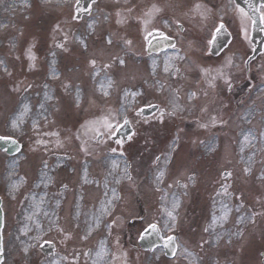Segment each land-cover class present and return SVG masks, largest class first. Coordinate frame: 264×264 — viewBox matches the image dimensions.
<instances>
[{
	"label": "rangeland",
	"instance_id": "obj_1",
	"mask_svg": "<svg viewBox=\"0 0 264 264\" xmlns=\"http://www.w3.org/2000/svg\"><path fill=\"white\" fill-rule=\"evenodd\" d=\"M16 1L17 7L12 8L11 5ZM23 7V0H5L4 4L0 5V62H2L0 63V133L22 137L27 147L23 156L31 154L32 147H49L48 151L61 152L76 150L73 148L76 146L78 149L82 144L73 138L75 126L85 122L94 113L101 115L108 112L110 108H125L122 107L123 98L121 94H118L121 90L116 89H119L126 81L124 77L133 76L138 80L142 76V71L132 69L130 65L120 69L119 65L114 70L116 64L111 63V67L105 69V72L88 66L90 57H94L98 51L107 48L104 40L99 39L98 36H92L88 31L84 34L82 42L79 41L80 44L73 46V52L61 62V54L54 47V42L49 43L47 47L48 26L40 23V17H28L30 13L28 9L35 12L40 9L39 5L35 4L32 8ZM116 11L117 8H114L113 12ZM222 15L223 10L220 8V19H223ZM230 25L231 29L237 32V26L232 23ZM29 47L32 52L38 53L35 67L32 69L29 68L31 62L25 54ZM46 49L51 51L44 55L45 52H49ZM15 53L19 55V60H16ZM72 59L75 60L71 62ZM68 60L70 61L66 64ZM99 60L104 66L105 62L112 59L110 56H105L96 61ZM158 60L161 76L164 73L162 60H165V57ZM260 61L264 67V57ZM75 64L78 67H74ZM10 67L13 71L6 76ZM55 67L62 69L64 75L56 73ZM257 67L258 63H256ZM71 72H73L72 75H70ZM95 72H99V75L95 76ZM258 75L259 82L264 81L261 77L264 75V69ZM60 77L61 82L56 84ZM109 77L114 80L115 88H107L109 94L105 96L100 85L102 83L106 85ZM62 78H68L71 82L67 83L66 80L63 82ZM54 81L55 85H53ZM17 87L19 91L14 90ZM115 90L118 93L111 96L110 92ZM59 92L64 95L70 94L71 97L63 99L64 109L61 108L58 114L53 115L52 109L55 106L52 100ZM111 97L116 100V103L112 102L110 105ZM259 97L263 99L259 101L255 98L246 103L247 107L260 103L261 105L259 104L256 109L248 110L241 107L240 113L235 117L234 129L238 127L236 131L233 129L231 134H201L193 128L189 129L191 133L187 129H180L178 134L181 132L186 134H179L175 151H171L170 145L173 144L177 133L162 134L158 146L154 149L149 144L150 141L147 138L149 134H141V131L140 134H135V142L129 146L128 152L135 161L140 156L145 163V166H140L137 161H133L134 169L137 170L135 177L143 178V182L140 181L142 186L136 187L138 194L140 190V195L136 193V190L134 192L133 183L123 182L125 180L123 161L111 160L112 157L105 153L93 157L96 159L93 162L97 165V173H104L101 176L98 174L94 176H99L102 182L94 180V184L98 187H93L97 192L91 200L92 206H82L85 204L83 201L88 202L90 197L82 199L80 195L74 194L70 198L73 210L78 215L72 222L80 220L79 224H85L87 220V224L89 222L92 224L91 229L97 225L105 229L107 221L102 217L104 214L102 207L106 204L105 207L109 209L110 205L116 202V199L112 201V197H114V189L118 187L122 192V202L119 203L112 220H116L117 215L122 218L118 219L113 227L114 239L123 238L122 236L129 233L131 241L136 242L149 224L162 223L164 226L166 221L171 223L164 209L172 210L173 202L178 199L180 206L174 213L177 216L175 231L180 236L181 242L187 246L188 243L192 245L202 239L204 247L200 248L198 244L189 247L197 256L207 257L204 261L198 257L199 264H210L211 260H213L211 264H216V259L220 264H261L259 251L264 249V138L260 134L264 132V90ZM124 99L126 103H132L131 99ZM95 103L97 105L92 109L95 112L90 113L89 108ZM25 105L28 106L29 111L21 115ZM51 118H54V122H51ZM45 120L49 121H47L48 124L44 123ZM13 121L17 122L16 128L12 126ZM34 124L40 125L41 129L35 131ZM151 129H148V132ZM248 132H251L255 138L250 137V143L245 144L243 136ZM53 133H58V136ZM38 140L44 143L38 144ZM200 141H205V144H201ZM242 146L243 151H241ZM41 150L44 151V149ZM38 152L41 153L39 150ZM168 155L171 156L170 161L167 160ZM43 156L46 158L47 154ZM157 156L161 157L160 161L151 166ZM0 162V183L11 184L10 187L15 183L19 187L21 180L17 170L14 169V166L18 167L15 165L16 159L3 161L0 158ZM88 166V159L81 160L77 170L78 181L82 179L79 178L81 171L83 177ZM246 167L251 168L250 173H245ZM18 169L22 174L25 173V166L20 165ZM49 169L52 171V168ZM159 172H163L164 176L163 180L158 182L156 176ZM225 172H231L232 181L226 179ZM105 174L108 176L103 177ZM46 178L45 174L43 180L45 181ZM226 180L230 185L224 186ZM178 181H184L187 187L178 186ZM120 182L125 185L120 187ZM219 186L222 189L220 191ZM224 188H227L228 194H225ZM3 190L1 193L9 196V192L6 193ZM24 193L26 194L25 190L20 193L21 197L14 203L17 208L19 206V217L11 226L13 230L7 232V240L9 239L11 244L7 250L9 257L13 252H18L16 246L11 249L13 243H19L18 234L13 235L14 230L18 231V227H25L26 230L29 228L37 233L44 230L42 221L39 225L37 196L31 191H28L26 195ZM10 194L13 196L15 193L10 192ZM52 200H60V197L53 195ZM109 201L112 203L109 204ZM14 205L12 204V211L15 213ZM142 207H144V215ZM141 216L144 218L142 223H130L131 218ZM241 217H243L242 221ZM252 217L255 218L254 222ZM205 228L208 231H205ZM196 233L200 234L196 235ZM240 233L244 234L241 239ZM22 235L28 238V243H31V235L30 237ZM197 256L193 257L197 259ZM149 257L151 256L144 255L145 264H154ZM33 259V264H36L38 258L33 257ZM134 262L132 260L131 264H135ZM184 263L190 264V261L185 260L180 264Z\"/></svg>",
	"mask_w": 264,
	"mask_h": 264
},
{
	"label": "flooded vegetation",
	"instance_id": "obj_2",
	"mask_svg": "<svg viewBox=\"0 0 264 264\" xmlns=\"http://www.w3.org/2000/svg\"><path fill=\"white\" fill-rule=\"evenodd\" d=\"M197 3L201 5L199 11L194 10V5ZM121 4L122 8L118 12V16H120L119 20L122 23L123 30L126 29V31L131 32V30L136 27V29H138V35L143 40V43L140 44V48L127 50L129 55L141 59L156 56L153 55L154 53L151 54L148 51L149 46L156 39H158V37L166 36L175 41L174 48L178 49L179 53H183L184 49L186 48L187 51L191 50L193 53L192 55L194 56L196 54L195 48L197 47L200 48L199 52L201 54L205 53V56L209 59L207 68L204 66V64H199L198 69L201 72H198L200 74L199 77L197 76L195 78H188L186 83H183V80L181 81L182 78L179 79V81L176 80L175 84L178 85V89L170 88V91H167V99H164L163 101L165 103L168 102L170 107H172L173 103H176L179 105V107L185 109L187 112H190L191 115L196 113L200 119H203L205 116L206 118L213 116L220 118V116L224 115L232 116L242 98L241 96L243 91L245 93L248 92V89L252 85V80L250 79L249 75L251 72H254L253 66H251L253 61L247 65V59H243L242 56L248 50L246 49V46L251 45V43H248L244 34L247 31V28L251 26L252 21L250 16L243 9V12H241V8L235 7L234 4L230 2V0H123ZM153 5H156L161 9V11L158 13L154 12L151 17L146 16L145 13L148 12ZM167 5L171 6L170 11L164 13V7ZM220 7L223 10V19H220ZM130 8L132 9L131 12L128 11ZM260 10L262 12V21L264 23V6H262ZM200 13H203V16ZM227 15H232L235 18L239 26L238 38L240 42L242 39L246 45L245 51H240L239 45H237L235 48H230V45H228L226 49L221 51V53L219 52L218 54H215L213 49V40L218 32L217 29L221 24L224 23V17ZM145 20L149 22L145 24ZM177 21L179 23H177ZM69 30L70 28H67L66 32H69ZM63 35H65V33L59 36L61 41H63L61 39ZM243 38H245V41ZM60 40H58L57 43H60ZM67 40L68 39H64V41ZM253 49L255 50L256 48L254 47ZM221 56L224 61L222 60L220 62ZM229 59L232 61L231 65H228L227 63ZM158 63L156 65L157 68H159ZM166 66L168 67L167 72L165 71ZM176 69L179 68L176 66V63H174L172 73L174 79L176 78ZM201 69H209V74L205 75ZM217 70H222L224 76L230 78V90L224 79L217 75ZM164 71L166 74L170 75L169 73H171V70L170 64L168 62H165ZM213 76H216L214 81L212 80ZM241 76H245V78L242 80ZM184 77L186 79V76ZM170 84H172V82ZM212 85H214V87ZM172 92L176 93L177 97H174ZM188 92L189 94L195 92L196 96H198L194 105H191V103H183L182 97H185ZM160 101L161 100L158 99L156 102H152V104H157ZM205 108L207 110L202 111V109ZM160 110L162 109L160 108L152 115L145 116L140 114L136 116H139L136 121L137 126L142 134L148 133L145 131V129L150 128L151 125L161 124L165 121L176 122V116L168 115L167 113L171 111L167 110L166 107H164V110L166 111L163 121L161 122L159 119ZM185 122H188L186 116ZM137 126L135 127L134 124H131V134H139ZM162 128L163 127L161 125H157L158 130H156V132L158 134H162V131L160 130ZM76 215L77 214L73 210V219L76 217ZM57 222V226L54 228L49 227L45 231V235L42 236V240H39L38 242H35L31 245L42 255L40 264H56L60 259H62V257L66 262L68 261L72 264H114V262L117 260V255L113 254L110 245L95 247L92 249L88 248L86 250V248L83 246L85 241H79V234L77 233L78 230H81L83 234L88 235L87 231L89 230L90 226L92 227L90 222L87 224V220L85 224L81 225V229L78 227L66 229L65 223L59 218L57 219ZM58 229H63V231H59ZM49 235H54L53 239L55 240L54 249L51 255L45 254L42 250L44 240H47ZM66 235L73 236L74 240L76 241L75 243L77 244L67 242L65 239ZM84 237L86 236L83 235V238ZM86 239L84 238V240ZM125 246H131L129 249L137 251L133 254L132 258L137 260V262L140 264L139 257L143 254L142 250L140 251L136 246L128 243H126ZM68 247H71L72 249L69 250V252H66L65 248ZM55 256L60 257V259L58 258L55 261L50 262L49 259ZM119 256L123 257L125 255L122 253ZM121 264H131V259L126 257L124 262Z\"/></svg>",
	"mask_w": 264,
	"mask_h": 264
},
{
	"label": "snow or ice",
	"instance_id": "obj_3",
	"mask_svg": "<svg viewBox=\"0 0 264 264\" xmlns=\"http://www.w3.org/2000/svg\"><path fill=\"white\" fill-rule=\"evenodd\" d=\"M46 2H47V0H46ZM230 2L234 3V0H230ZM91 3H92V4H95V3H96V0H91ZM76 5H77V7L75 8V12H76L77 15H73V17H72L73 19H77V16H78V14H79L81 11H87V12H89V13L91 12V8H90V7H89V8H82V7L80 6V5H81V0H76ZM200 8H201V5H200L199 3H197L196 5H194V10L199 11ZM128 11L131 12L132 9L130 8V9H128ZM160 11H161L160 8H158L156 5H153L152 8H151L148 12L145 13V15L151 17V16L153 15L154 12H155V13H158V12H160ZM241 12H243L242 9H241ZM200 14L203 16V13H200ZM117 15H119V13H117ZM117 22L120 23L121 21H117ZM148 22H149V21H147V20L144 21L145 24H147ZM177 23H179V22L177 21ZM57 27H59V26H57ZM90 27H91V26H90ZM222 28H223V24L220 25V27L217 29V31L219 32ZM107 43H108V44H111V43H112V40L109 39V40L107 41ZM125 43H126L127 45H131V41H130V40L125 41ZM58 47H61V48H62L63 45H58ZM173 47H175V46L173 45ZM27 57H28L29 61L31 62V63L29 64V68H30V69L34 68V67H35L36 56H35V54L32 52L31 47H29V49L27 50ZM179 59H185V57H179ZM113 61H114V62H118L120 65H124V64H125L124 59H122V58L119 57V56H115V57H113ZM0 63H2V62H0ZM227 63H228V65H231V63H232L231 59H229ZM90 64H91V66H92L93 68H95L96 61L93 59V60L90 61ZM103 67H104V69L110 68V67H111V64H105ZM5 71H7V69H5ZM165 71H166V72L168 71V67H167V66L165 67ZM201 71H202L205 75H208V74H209V69H201ZM176 73H177V74L179 73V69H176ZM9 74H10V73H9ZM94 75H95V76H98V75H99V72H95ZM217 75H219L221 78L224 79L225 83L227 84V86H228V88H229V90H230V89H231V81H230V78L224 76V73H223L222 70H217ZM53 76L55 77V73H53ZM215 79H216V76H213V77H212V80L214 81ZM112 85H113V81L111 80L110 77L107 78L106 85H105L104 83H102V84L100 85V88L103 90V95L107 96V95L109 94L108 91H107V88L112 87ZM212 86L214 87V85H212ZM66 87H67V86H66ZM161 88H163V85H161ZM14 90L19 91V88L17 87V88L14 89ZM125 95H129V93L125 92ZM130 95H132L133 97H135L137 94H136V93H130ZM195 97H196V93H195V92L189 94V99H190V100H191V99H194ZM152 107H158V106H152ZM206 110H207L206 108H205V109H202V111H206ZM28 111H29L28 106L25 105V106H24V112L21 113V115L26 114ZM178 111H183V109L180 108L178 104L173 103V104H172V111L169 112V113H167V114L170 115V116H175V115L177 114ZM137 114H138V115L142 114V110H141L140 112H138ZM164 115H165V111H164V110H160V116H159V119H160L161 122L163 121V117H164ZM104 123H105V127H107V128L109 129V135H111V132L114 130V129H113V126L111 125V123L108 122L107 118H105ZM128 123H129V121H128L127 118L125 117V118H124V124L127 125ZM217 123H218L217 118H216L215 116L211 117V124H212V126H215ZM219 123H226V121H219ZM12 126H13V128H16V127H17V122H16V121H13V122H12ZM35 126H36V125L34 124L33 127H35ZM199 127H201V128H208L209 125H208L207 123H201V124L199 125ZM53 135H57V136H58V133H53ZM260 135H261L262 138H264V132H261ZM250 137H251L252 139L255 138V137L252 136V133H251V132H248V133L244 134V136H243V140H244V143H245V144L250 143ZM7 139H9V138H7V137H0V140H7ZM128 139L131 140L132 137L129 136ZM178 141H179V134L177 133V136H176L175 140L173 141V144L170 145V149H171V151H175V148H176V146L178 145ZM37 143H38V144H42V143H44V142L41 141V140H38ZM117 143H118V144H121L122 142H121V141H117ZM200 143H201V144H205V141H200ZM57 144H58V145L60 144L59 140L57 141ZM111 151L115 152L116 149L113 148V149H111ZM241 151H243V146H242V148H241ZM155 159H156V161H160L161 157H160V156H157ZM249 159H251V157H250ZM167 160H169V161L171 160V156H170V155L167 156ZM45 167H47L46 164H45ZM244 171H245V173H250V172H251V168H250V167H246ZM125 174L127 175V178H128L129 180H131V175L127 172V169H125ZM227 175L230 177L232 174H231V172H229V173H227ZM163 176H164V173H163V172H159V173L157 174V176H156V180H157L158 182H159V181H162V180H163ZM117 182H119V181H117ZM177 183H179V181H178ZM182 186L185 187V188L187 187V185H182ZM11 187H12L13 190H16L17 187H18V185L15 184V183H13ZM65 187H67V185H65ZM224 192H225V194H228V193H227V188H224ZM218 194H219V193H218ZM238 198H239V197H238ZM108 203L111 204L112 202L109 201ZM179 206H180V205H179V200L177 199V200H175V201L173 202V204H172V210L164 209V211H165L167 217H168L169 220L171 221V223H169L168 221H166L164 227H165V228H168L170 231H174V230H175V227H176V221H177V216H176L174 213H175V210L179 208ZM103 211H104L105 214H108V215L111 214L110 211H109V209H108V207H105V208L103 209ZM254 215H255V214H254ZM118 219H119V218H117L116 220H113L111 223H109V224L107 225V228L109 229V233H111V229H112V227L117 223V220H118ZM242 220H243V217H241V221H242ZM214 223H215V218L213 219V224H214ZM58 230H59V231H63V229H58ZM91 230H92V229H91V226H90V227H89V230H88V235L91 234ZM149 230H151V232H154V233H157V234L160 232V228L158 227V225H157L156 223H151V224H149V225H148V228L145 229V233H147ZM205 231H208V229L205 228ZM70 238H71L70 235H66V236H65V239H70ZM84 238L86 239L87 237H84ZM140 238H141V239H144V235H141ZM175 240H176V237H175V236L169 235V236L166 237V241H165V243H164V245H163L165 248L172 247V249H173V255H175V249L179 247V245H176V244L174 243ZM117 243H119L118 240H117ZM29 247H30V246H26V247L23 249V251L26 253V252L28 251V248H29ZM184 251L186 252L187 250L185 249ZM2 255H3V238H2V236H0V256H2ZM0 264H2V261H0Z\"/></svg>",
	"mask_w": 264,
	"mask_h": 264
},
{
	"label": "water",
	"instance_id": "obj_4",
	"mask_svg": "<svg viewBox=\"0 0 264 264\" xmlns=\"http://www.w3.org/2000/svg\"><path fill=\"white\" fill-rule=\"evenodd\" d=\"M5 143V140H0V145ZM0 230H1V221H2V214H1V209H0ZM0 259H1V256H0Z\"/></svg>",
	"mask_w": 264,
	"mask_h": 264
}]
</instances>
